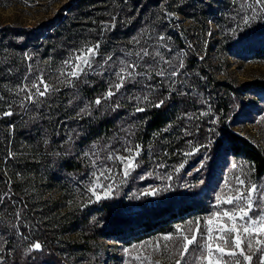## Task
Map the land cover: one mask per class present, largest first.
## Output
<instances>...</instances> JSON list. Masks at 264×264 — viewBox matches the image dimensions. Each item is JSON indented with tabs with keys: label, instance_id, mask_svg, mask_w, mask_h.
Listing matches in <instances>:
<instances>
[{
	"label": "trees",
	"instance_id": "16d2710c",
	"mask_svg": "<svg viewBox=\"0 0 264 264\" xmlns=\"http://www.w3.org/2000/svg\"><path fill=\"white\" fill-rule=\"evenodd\" d=\"M217 2L226 3L225 0H73L64 8L67 14L62 10L56 23L35 28L10 24L0 27V96H3L0 100V264H71L59 254L62 245L59 230L48 220L47 206L51 201L44 198V191L55 188L63 193L76 192L79 182H72V178L81 180L90 168L85 149L112 136L119 128V120L125 117L124 111L132 105L112 99L95 104V99L103 98L107 92L108 84L87 75L81 82L73 80L71 86L55 84L53 80L51 84L58 91L40 98L42 103L38 106L25 103L21 107L14 90L27 76L29 66L32 65L33 72L43 69L45 80H49L46 72L54 73V70L48 64L62 66L73 50L97 42L107 46L104 54L117 52L111 51V45L116 48L124 39L131 38L139 22L144 20L143 26H148L156 20L155 28L170 35L174 49L188 51L186 67L191 70L192 86L213 99L212 117L221 115L229 107L228 94H243L247 88L235 90L219 84L205 70L202 44L208 31V17ZM173 11L193 20L194 28L191 31L184 28L178 33L168 21L167 13ZM105 23H108L106 29ZM112 23L114 30L109 27ZM200 23L202 27L198 26ZM225 49L244 59H264V23L254 35L230 40ZM28 50L33 55L31 61L26 57ZM250 89L264 98V81L252 82ZM164 91L173 97L165 99L160 107L146 106V111L136 112L134 116L142 121L140 135L144 143L151 142V147L162 155L181 148L180 117L192 105V101L179 97L189 90ZM221 91L226 96L217 97ZM5 111L13 115L5 116ZM209 133L215 142L200 150L208 151V155L197 153L194 163L203 161L201 176L192 178L189 189L176 187L177 193L170 198L141 210L133 209L124 199L100 201L83 210L78 208L80 216L70 219L68 229L82 236L81 250L92 252L101 240L111 238H120L127 245L154 235L171 234L176 224L207 214L213 180L227 157L249 163L256 176L264 179L261 147L226 126ZM71 213L66 212L64 217ZM34 242L42 245V251L27 252Z\"/></svg>",
	"mask_w": 264,
	"mask_h": 264
},
{
	"label": "rangeland",
	"instance_id": "374dc122",
	"mask_svg": "<svg viewBox=\"0 0 264 264\" xmlns=\"http://www.w3.org/2000/svg\"><path fill=\"white\" fill-rule=\"evenodd\" d=\"M70 1L73 0H0V27L10 24L35 28L43 26L44 23H56L59 21L61 11H65L64 8ZM225 2V4L217 2L214 6V11L209 15L207 20L208 31L204 42L203 44L200 43L203 47L201 54L206 58L205 70L213 74L216 80L220 82L219 84H227L229 88H235V90L237 88L247 89H244L243 94H237V92L232 94L227 93L230 99L228 103L229 107L225 108L227 111L225 110L221 115L214 114L212 117L213 108L210 106V103L213 99L211 96H207L204 92H201L197 86H192L190 81L191 70L186 67V59L190 57L188 51L174 49L170 35L164 32L160 33L155 28L156 20L152 21L150 23L152 25L148 26H143V23L145 24L144 20L141 23L137 20L139 23L136 25L134 35L131 38L124 39V42L117 45L116 48L111 45V51L117 50V52L104 54L103 50L107 46L101 42L99 43V54L94 61V65L102 63L108 56L112 57L109 64L113 66L119 65L120 60H136L135 52L143 47H147L149 52L159 50L164 58L172 60L174 65H179L182 62L183 67L179 69V75L170 79L158 77L155 75V72L151 73L150 79L137 76L135 83H126L115 96L108 99H112L115 102H130L129 104L132 105L124 111L125 117L119 120V128L112 136L93 142L90 147L85 149V153H89L85 157L88 160L90 168L85 176L82 175L83 178L81 180L76 181L75 177V179L72 178V182H79V185L76 184L78 186H75L76 192H73V194L63 193L60 189L55 188L44 191V198L51 201V205L48 204L47 206L50 212L48 220L54 223L59 230V242L62 245L58 251H60V256L66 261H70L71 264H140L137 261H130V257L124 250L126 248L131 249L134 245H144L145 250L151 253L154 264H175V260L179 259V255L172 248L171 242H169V247L172 248L170 252L164 250L163 241H161L159 251L152 252L147 247L149 243L155 245L156 241L165 234L154 235L127 245L120 238L101 240L95 246L96 249L94 251L84 252L81 250V246H84L82 236L79 235L78 231L68 229L71 226L69 224L70 219L80 216L78 215L79 209L83 210L85 207L100 201L124 199L133 209L141 210L157 204V202H161L163 198H170L172 194L177 193L176 187L180 186L183 190L189 189L192 178L201 176L199 170L203 166V161L194 163L197 156L201 153L208 155V151H199V153L195 152L194 149L200 145H204L203 148H207L208 145L214 144L215 141L212 140V135L211 133L208 134V132H217L219 127L226 126L230 128L233 132L264 150V98L255 95L250 89L252 82L264 81V59H244L225 49L230 40H238L244 35L247 36V34L254 35L264 23V14L257 16L250 23L244 24L241 16L249 15L252 10H242L241 5L250 3L251 0H225ZM64 14L66 15L67 11ZM167 16L168 21H171L173 25L172 28H175L178 33L184 28H187L189 31H191V27L192 29L194 28L195 22L179 12H168ZM157 21L159 22L160 20ZM106 24L108 23H105V29L108 27ZM113 24L109 25V27L112 26L114 30ZM237 24L240 25V29L234 34L231 30ZM198 26L202 27L201 23ZM160 36H163L164 39L160 40ZM127 52H132L133 55L130 57L126 56ZM26 57L28 61H31L33 58L30 50L26 52ZM28 57H31V59H28ZM149 60L150 57H146L141 62V69H138V71L142 70L143 65ZM48 66L54 70V73H47V71L46 74H49V80L46 81L51 83L55 80V84L59 83L57 76L59 75L58 69L61 65L48 64ZM43 71V69H39L33 72L32 65H30L27 77L31 80V77L35 73H44ZM88 75H93L100 80H104L108 84V88L111 86V81L115 80V77L111 76L109 72H104L103 74L89 72ZM85 78L86 76L82 75L79 81L81 82ZM60 79L64 78L61 77ZM22 82L26 81L23 79ZM146 85L154 87H146ZM168 89L171 90L170 92L189 90L188 94L182 93V96L179 97L185 99V101L187 99L192 101V105L187 109V113H183L180 117L182 120V122L180 120L179 125L181 127L179 134L181 148L176 149L174 152L168 151L165 155H162L160 154V150L156 151L154 147H151V142L144 143V138L140 135V133H143L141 127L142 121L134 116L137 112V107L150 106L161 99L172 98L173 96H170L171 93L169 94L164 91ZM225 93L221 91L217 97L226 96ZM145 95L148 96L147 100L142 99ZM137 97L141 99L138 101ZM201 113L205 114L201 115ZM219 119L223 121L219 122ZM203 132H206V134ZM206 141L207 143L201 144V142ZM136 145L141 146V154L136 159V163L139 166L125 180L120 174L121 165L119 162L106 161L108 166L114 170L116 183L113 187L115 190L112 196L107 199L96 201L94 198H91L90 200V194L86 192V186L91 183V173L95 171L92 160L96 159V156L92 155V153H98L100 160H104L111 152H115L117 155H127L128 153L124 151L125 148L129 146L134 148ZM188 152H192L193 154L190 156L185 155ZM181 164L184 166L180 167ZM233 164H236L237 167L232 168ZM158 165H163V167H158ZM149 173L152 175L149 176ZM217 174L210 190V211L205 215H197L176 224L173 233H175L178 226H184L189 220H195L198 217L201 218V225H203V218L208 216L213 210L215 196L224 187L225 181L231 183L236 176H241L242 178L246 177L254 183L264 184V179H259L256 176L255 171L249 163L233 157L226 158V162L222 164ZM168 176H171L172 179L168 180ZM141 177L144 178L141 179ZM109 182L104 181L105 184ZM168 184L171 185V188L165 190ZM150 188H157L160 191L155 196L140 195V193L148 191ZM224 207L230 206L224 205ZM66 212L72 213L69 214V217H64ZM26 251L28 252L29 250L26 249Z\"/></svg>",
	"mask_w": 264,
	"mask_h": 264
},
{
	"label": "snow or ice",
	"instance_id": "6c2138e0",
	"mask_svg": "<svg viewBox=\"0 0 264 264\" xmlns=\"http://www.w3.org/2000/svg\"><path fill=\"white\" fill-rule=\"evenodd\" d=\"M241 9L252 10L249 15L241 16L243 23L248 24L257 16L264 14V0H251L250 3L242 4ZM239 29L240 25L237 24L231 31L235 34ZM159 39L163 40L164 37L160 36ZM99 47V42H97L94 45L86 44L73 50L58 69L59 75L57 76L60 83L71 86L73 80H79L82 75L87 76L89 72L94 74L109 72L111 76L115 77V80L111 81V86L103 98L95 99L94 103L97 105L102 103V99L106 100L115 96L126 83H135L137 76L150 79L151 73L155 72L158 77L170 79L179 75V69L183 67L182 62L179 65H174L172 60L165 59L159 50L149 52L147 47L135 52L136 60H120L119 65L113 66L109 64L112 57L108 56L102 63L94 65L99 54ZM125 55L130 57L133 53L127 52ZM146 57H150V60L143 65L142 70L138 71L141 69V62ZM61 77L64 79L61 80ZM24 81L26 82L18 84L14 90L16 96L20 97L21 107H24L25 103L38 106L42 103L40 98L47 97L50 92L59 90L55 85L45 80L42 72L35 73L31 80L25 76ZM172 82L174 83V81ZM146 87L154 86L146 85ZM140 99L137 97L138 101ZM142 99L147 100L148 96L145 95ZM0 100H3V96H0ZM163 103L164 100L161 99L153 104V107H160ZM136 111L144 112L146 108L137 107ZM204 114L201 113V115ZM3 115L11 116L13 113L5 111ZM203 147L204 145H200L194 151L199 152ZM124 151L128 154L117 155L115 152H111L104 160H100L98 153H92L96 156V159L92 160L95 171L91 173V183L86 186L90 200L91 198L96 201L107 199L112 196L115 190L113 187L116 183L114 170L108 166L106 161H118L121 165L120 174L125 180L139 166L136 159L141 154V146L136 145L134 148L129 146ZM192 154V152L185 153L189 156ZM88 155L89 153L86 152L85 156ZM183 166L181 164L180 167ZM158 167H163V165H158ZM236 167V164L232 165V168ZM143 178L141 177V179ZM167 179L171 180L172 177L168 176ZM104 181L110 182L105 184ZM170 188L171 185L168 184L165 190ZM159 191L160 189L150 188L140 195L155 196ZM224 205L230 207H224ZM161 241L164 242L165 251L170 252L174 248L176 254L179 255L175 264H254V262L255 264H264V184L254 183L241 176H236L231 183L225 181L224 187L215 196L213 210L203 218V225H201L199 217L189 220L186 225L178 226L175 233L165 234L156 241L155 245L149 243L147 247L152 252L159 251ZM169 242H171L172 248L169 247ZM33 249L42 251V245L34 242L29 251ZM124 251L130 257V261L154 264L151 253L145 250L144 245H134L131 249L126 248Z\"/></svg>",
	"mask_w": 264,
	"mask_h": 264
}]
</instances>
